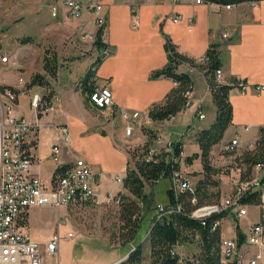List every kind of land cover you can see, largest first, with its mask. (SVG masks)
Returning <instances> with one entry per match:
<instances>
[{"label": "crops", "instance_id": "1", "mask_svg": "<svg viewBox=\"0 0 264 264\" xmlns=\"http://www.w3.org/2000/svg\"><path fill=\"white\" fill-rule=\"evenodd\" d=\"M79 1L85 6L88 0ZM59 2L20 0L16 7L19 8V28L22 33L17 40L20 48L16 47L9 54V63L8 60H0L2 85L10 86L13 90H21L27 85L29 88L27 94L19 97L14 107L15 115L34 123L38 118L30 107L31 94L49 93L59 97L48 114L38 116L43 127L31 136L34 149L30 173L51 184L59 166L77 158L83 159L92 168L95 190L99 198L104 200L109 192H126L123 184L117 183L115 179L125 176L128 150L148 143L164 151L165 142L172 141L179 144L182 152L177 158L180 172L193 186L200 178L197 174L202 172V163L197 158L189 164L185 158L200 152L197 133L209 127L216 116L207 76L204 70L190 71L193 80L191 105L170 120L152 121L148 116L149 109L162 102L176 84L167 77L152 78L151 73L167 62L164 47L166 39L174 44L177 52L191 59L203 56L209 45L215 43L221 52L223 83L235 86L229 92L231 124L223 139L212 147L210 155L212 164L220 169L216 176L220 188L223 189V181H228L230 193L232 183L238 177L234 168L239 165L231 164V154L223 152V144L235 136H240L244 143L256 141L259 128L264 126V88L257 89L264 86V0L233 3L230 9L223 3L195 4L190 0H103L106 27L102 31L101 44L96 43V34L100 29L93 23L92 13L85 9L79 16H69ZM52 5L57 6L55 16H52ZM134 15L137 18L135 26ZM176 17L179 20L174 22ZM189 18L193 19L192 23ZM83 32L93 33L95 39L83 41L80 38ZM223 33H227V37H223ZM24 37H30L32 41L21 43ZM103 45L109 47L111 54L101 58L99 55ZM25 52L28 54L22 59L26 67L22 68L19 55ZM46 53L56 62V75H47L48 83L44 86H29L31 77L36 74L31 73L33 63L39 65L37 73L45 74L43 58ZM97 59H100L99 63L93 68ZM91 67L94 71L87 85L92 89L96 86L109 87L114 102L111 107H95L89 101L83 85H77ZM19 68L23 69L21 74L24 76L9 78L3 74V71ZM178 71L188 72V67L180 65ZM239 83L243 84L244 89ZM23 98L28 101L29 111L21 106ZM122 109L140 114L128 135L125 133L126 122L119 116ZM197 110L205 114L203 119L198 118ZM47 124H67L70 131V141L60 145L58 162L50 154L52 145L57 142V134L54 129H46ZM246 125H250L251 129L243 132L242 128ZM144 128L153 130L155 136L161 139H149ZM244 143L240 147L247 149ZM254 173L256 170L252 169L250 174ZM167 181L162 185L159 181L151 189L158 191L166 207L169 203L167 190L170 188V180ZM250 208L258 214L255 205L249 206V213ZM29 214L30 211L26 224ZM228 216L237 219L234 213ZM226 217L221 224L222 236L235 238L237 226L244 235L247 233L237 224L232 235H228L223 227ZM239 250H249V254L258 252L255 247L247 246L245 240ZM125 254L120 253L116 260L105 264H112ZM262 254L264 256V250Z\"/></svg>", "mask_w": 264, "mask_h": 264}, {"label": "built area", "instance_id": "2", "mask_svg": "<svg viewBox=\"0 0 264 264\" xmlns=\"http://www.w3.org/2000/svg\"><path fill=\"white\" fill-rule=\"evenodd\" d=\"M195 4L207 3L204 0H190ZM59 5L66 9L69 16H79L87 9L93 15V23L104 32L106 19L103 14V0H88L84 6L79 0H60ZM227 9L231 4H226ZM52 16L57 14V6L52 5ZM134 12V9H133ZM178 17L173 21L177 22ZM192 23L193 19L189 18ZM137 23L134 15L133 25ZM227 37V33H223ZM83 41L94 40L95 35L91 32H83L80 35ZM111 54L109 47L103 45L99 57L104 58ZM7 56L1 58V61H7ZM199 63H204L206 58L200 56L197 58ZM191 71L194 68L190 69ZM215 80L218 83L223 82L222 70L215 71ZM23 83L22 79H19ZM82 82H78V86ZM242 89V83L238 84ZM264 88L260 86L257 89ZM28 89L13 90L8 87L0 88V264H44V253L56 254L59 244L62 240H70L73 234L68 232L61 236L55 232L45 245L41 246L32 239L25 229L24 222L27 213L32 207H54L56 209L66 208L69 206H118L120 198L117 193L109 192L104 200H101L94 187L95 174L92 168L85 160L77 158L74 161L57 168L55 177L51 184H48L43 178L30 173L33 163L32 152L34 144L31 136L43 126L40 124L39 117L48 114L52 105L59 101L55 94L32 93L30 96V107L37 116L34 123L29 122L22 116L14 114V107L19 97L28 93ZM193 93V86L186 91L187 101L184 108L191 105L190 99ZM89 101L97 108L104 109L113 105V95L109 87L96 86L88 93ZM120 118L126 122L125 133H131L134 122L139 120L140 114L135 111L120 110ZM199 119H203L205 114L197 110ZM174 117V116H173ZM166 119L170 120L171 118ZM46 129H54L57 136L56 143L52 145L50 154L55 162L61 152V144L70 141V131L67 124L52 125L47 124ZM251 126H243L242 131H250ZM156 136V140H160ZM240 136L228 140L223 144V152L233 154L243 144ZM255 140L244 143L247 149L254 147ZM175 143L172 141L165 142V148L172 151ZM157 153L155 147H150L146 160H150ZM182 152H180L181 155ZM252 169L256 173L243 177V168L236 166L234 171L238 177L232 183V189L229 195L220 197L218 202L203 205L194 209L191 217L198 219L205 224V219L214 214L234 213L237 218L246 217L249 214L250 204L244 203L247 193L254 191L260 192V202L255 205L258 209L257 218L251 224L247 225V233L244 235L245 244L249 247H255L258 252L249 254V250L240 252L235 238L221 236L220 253L224 262L233 259L238 264H264V164H256ZM122 185V178L115 179ZM170 188L175 194L186 189L192 190L189 180L176 171L170 178ZM179 210V207H177ZM172 209L164 206H158L157 218L170 213ZM223 219H217L214 222V228L221 226ZM240 229V228H239ZM242 232V231H241ZM243 233V232H242Z\"/></svg>", "mask_w": 264, "mask_h": 264}, {"label": "trees", "instance_id": "3", "mask_svg": "<svg viewBox=\"0 0 264 264\" xmlns=\"http://www.w3.org/2000/svg\"><path fill=\"white\" fill-rule=\"evenodd\" d=\"M243 1L258 0H204L207 3L217 2L223 4ZM101 35L102 29L96 34L97 44H101ZM20 41L21 43H27L31 42L32 39L24 37ZM164 47L167 62L162 68L153 71L151 77L155 79L159 77L170 78L176 86L167 93L162 102L153 105L149 109L148 116L150 120L163 121L183 110L187 101L185 93L193 86L190 75L191 68L205 71L209 91L216 106V116L209 127L197 133L196 140L200 152L185 158V162L189 164L200 158L202 172L197 174L200 175V178L192 186V190L186 189L175 194L169 188L167 190L169 201L167 208L172 209V211L160 218H157L156 213L151 221L146 238L149 246V264H238L236 259L223 261L220 253L221 226L213 227L217 219H223L227 214L209 216L205 219V224L191 217L192 211L197 207L218 202L220 199V181L216 178L220 173V169L212 164L210 152L212 147L223 139L225 131L231 124L232 105L229 101V92L235 85L218 83L215 80V71L222 66L218 44L211 43L209 45L203 55L206 61L202 64L197 61V58L191 59L177 52L176 47L169 39L165 40ZM99 60L95 61L93 68L99 63ZM180 65H186L188 72H179ZM92 67L82 80L83 89L88 93L92 91L91 86L87 85L94 71ZM56 69L54 58L46 53L43 58L45 74H34L29 85H46L48 83L46 76L54 77ZM6 87L12 89L10 86H2L1 88ZM144 131L149 139L156 137L153 130L144 128ZM150 147L152 146L146 143L140 148L128 150L129 159L125 176L122 178L123 188L126 192H117L120 198L117 206L118 215L122 223L121 230L124 231L121 237L129 242L138 235L142 222L147 216L148 209L145 208L147 202L146 187L154 186L162 179L170 180L174 172L180 171V164L177 160L181 152L179 144L175 143V147L171 152L166 148H164V151L157 149V153L147 161L146 155ZM237 161L238 165L243 168V177L250 175L254 165L264 164V126L259 128L254 147L242 152ZM243 202L258 205L260 192L247 193V197ZM177 207H179V210H177ZM236 236L238 246H240L245 237L238 226L236 227ZM194 242L197 244L198 251L188 258L181 256L178 247ZM142 262L143 245L139 242L133 245L127 257L117 264H142Z\"/></svg>", "mask_w": 264, "mask_h": 264}, {"label": "rangeland", "instance_id": "4", "mask_svg": "<svg viewBox=\"0 0 264 264\" xmlns=\"http://www.w3.org/2000/svg\"><path fill=\"white\" fill-rule=\"evenodd\" d=\"M19 3L20 0H0V60L2 57L7 56L8 63L10 62L9 54H12L16 47L20 48V45H17V40L22 36L19 28L21 23L19 8L16 9ZM27 54L25 52L19 55V63H21L22 68L26 67V62L22 58ZM33 60L35 59L33 58ZM33 65L34 67L37 66L35 63ZM34 67L31 70L32 74L37 73L39 70V65ZM22 68L3 71V74L9 78H16L18 75L24 76L21 74ZM2 86L4 85L0 82V88ZM27 86L25 88L29 89ZM21 104L22 108L29 111L26 98L21 99ZM245 150L244 147H239L235 153L231 154L230 162L233 166L238 164L237 158ZM160 181L161 185L168 182L167 179ZM222 185L223 189L220 188V197L229 195L228 181H223ZM152 187H146L147 202L145 208L148 209L147 216L142 222L138 235L130 242L121 237L124 231L121 230L122 223L119 219L118 207L114 205L99 207L69 206L61 209L32 207L29 210L28 224L24 223L23 226L27 225L25 229L32 239L41 246L45 245L55 232H58L61 236L68 232L73 234V238L70 240L60 242L56 254L44 253V264H105L116 260L120 253H130L133 245L139 242L143 245L142 264H149V246L146 239L148 229L154 215L157 213L158 206L166 207L165 201L162 200L158 191L151 190ZM256 215V210L250 208L248 216L239 218V220L232 216L226 217L223 221V227L228 235H232V230L239 224L246 233L247 225L257 218ZM178 250L181 256L188 258L196 253L198 248L194 242L181 245Z\"/></svg>", "mask_w": 264, "mask_h": 264}, {"label": "water", "instance_id": "5", "mask_svg": "<svg viewBox=\"0 0 264 264\" xmlns=\"http://www.w3.org/2000/svg\"><path fill=\"white\" fill-rule=\"evenodd\" d=\"M128 254H126L124 257H122L121 259H119L118 261L112 263V264H117L119 263L120 261L124 260L126 257H127Z\"/></svg>", "mask_w": 264, "mask_h": 264}]
</instances>
